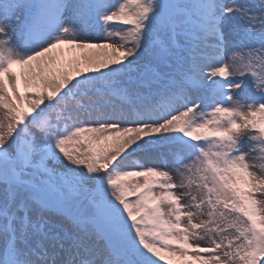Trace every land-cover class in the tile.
<instances>
[{"label": "snow or ice", "instance_id": "snow-or-ice-1", "mask_svg": "<svg viewBox=\"0 0 264 264\" xmlns=\"http://www.w3.org/2000/svg\"><path fill=\"white\" fill-rule=\"evenodd\" d=\"M0 264H264V0H0Z\"/></svg>", "mask_w": 264, "mask_h": 264}]
</instances>
